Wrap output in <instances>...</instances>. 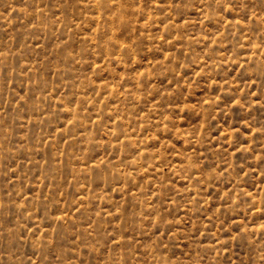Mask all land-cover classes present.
Segmentation results:
<instances>
[{"label": "rangeland", "instance_id": "obj_1", "mask_svg": "<svg viewBox=\"0 0 264 264\" xmlns=\"http://www.w3.org/2000/svg\"><path fill=\"white\" fill-rule=\"evenodd\" d=\"M0 264H264V0H0Z\"/></svg>", "mask_w": 264, "mask_h": 264}]
</instances>
